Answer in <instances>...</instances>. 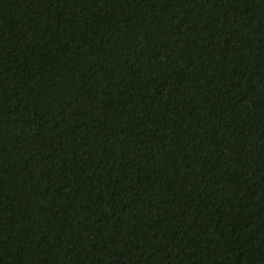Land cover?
<instances>
[{
  "label": "trees",
  "instance_id": "16d2710c",
  "mask_svg": "<svg viewBox=\"0 0 264 264\" xmlns=\"http://www.w3.org/2000/svg\"><path fill=\"white\" fill-rule=\"evenodd\" d=\"M0 264H264V0H0Z\"/></svg>",
  "mask_w": 264,
  "mask_h": 264
}]
</instances>
